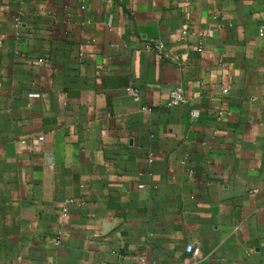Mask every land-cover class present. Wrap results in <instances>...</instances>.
Instances as JSON below:
<instances>
[{"label": "crops", "instance_id": "obj_1", "mask_svg": "<svg viewBox=\"0 0 264 264\" xmlns=\"http://www.w3.org/2000/svg\"><path fill=\"white\" fill-rule=\"evenodd\" d=\"M144 259L264 264V0H0V264Z\"/></svg>", "mask_w": 264, "mask_h": 264}, {"label": "built area", "instance_id": "obj_2", "mask_svg": "<svg viewBox=\"0 0 264 264\" xmlns=\"http://www.w3.org/2000/svg\"><path fill=\"white\" fill-rule=\"evenodd\" d=\"M110 2H114V3H120L121 0H110ZM22 19L21 17H16L15 19V23H14V28L16 31H20V29L22 28ZM203 42L200 43V45L197 48L198 52H202L203 51ZM152 50L156 52V54L158 55V57L160 59H163V57H165L166 53H165V45L163 43H159L156 45L152 46ZM130 95L136 100L139 101V97H140V93L137 90H131L130 91ZM187 103V98L185 95V91L184 88L179 85L177 86L175 89L172 90V92L170 93V98H169V102L168 105L170 107H175V106H179L182 104H186ZM40 140H43V138H40ZM75 203L74 199H68L65 203V206L63 207V209L60 212V216L62 218H66L68 216V206L72 205ZM66 234V232L59 228L56 232L55 235V245L57 247L62 246L63 244V237ZM186 253L189 257H191L192 259H199V250L192 244L187 245L186 247ZM138 264H158L157 262H148L145 259L141 260ZM183 264H194L193 263H183Z\"/></svg>", "mask_w": 264, "mask_h": 264}]
</instances>
